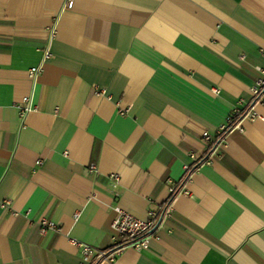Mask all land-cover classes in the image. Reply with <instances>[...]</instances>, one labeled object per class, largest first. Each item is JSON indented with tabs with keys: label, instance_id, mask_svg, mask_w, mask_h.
Instances as JSON below:
<instances>
[{
	"label": "crops",
	"instance_id": "1",
	"mask_svg": "<svg viewBox=\"0 0 264 264\" xmlns=\"http://www.w3.org/2000/svg\"><path fill=\"white\" fill-rule=\"evenodd\" d=\"M66 2L0 0V264H84L72 239L95 264H264V0ZM167 179L125 246L114 207L147 219Z\"/></svg>",
	"mask_w": 264,
	"mask_h": 264
},
{
	"label": "built area",
	"instance_id": "2",
	"mask_svg": "<svg viewBox=\"0 0 264 264\" xmlns=\"http://www.w3.org/2000/svg\"><path fill=\"white\" fill-rule=\"evenodd\" d=\"M74 0H67L65 3L63 10H71L74 8ZM51 57L50 51L47 50L44 55L43 63L46 62ZM43 69V64L34 67L30 69L29 71V76L32 80L33 88H32V93L28 96H26L23 99V107H22V116L24 117L26 114H28L33 107V91L35 89L37 80L39 75L42 73ZM264 89V81L259 80L257 82V85L253 87L252 92L255 96H258L261 92V90ZM249 118H253V115H249ZM232 119L228 121V123L224 126H222L219 131L218 135H220L222 132L226 131L231 124ZM204 139L205 141L210 144L213 142V137L209 133L204 134ZM94 168V167H93ZM187 171L190 170V168L186 167ZM111 178L117 184L119 182V175L114 174L111 175ZM167 185L169 186V199L172 195L177 193V188L171 184L170 179H167ZM168 199V201H169ZM9 202H4L3 205L5 207L9 206ZM170 208V203L167 202L166 204L162 205L161 207L158 208V210H153L149 213L147 219H139L133 216L131 213L121 209L118 206L114 207L115 212L117 213V216L112 224L113 230L117 233V235L123 237L126 239V245L125 246H131L134 247L137 250H145L149 246V238L156 230V227L158 223L160 222L161 218L166 214V212ZM79 215L75 217V220H78ZM39 228H40V233L41 235H45L49 231H54L58 232L59 227L52 223L49 222L46 219H42L39 222ZM71 243L80 250V254L82 255V260L84 264H95L103 261L107 262H113L114 257H112L110 254L106 253V251H100L96 250L90 245H87L85 243H82L80 241H76L74 239L71 240ZM122 250L119 249L117 252H120ZM94 257V260L92 258Z\"/></svg>",
	"mask_w": 264,
	"mask_h": 264
},
{
	"label": "trees",
	"instance_id": "3",
	"mask_svg": "<svg viewBox=\"0 0 264 264\" xmlns=\"http://www.w3.org/2000/svg\"><path fill=\"white\" fill-rule=\"evenodd\" d=\"M237 118H240V117H237ZM238 121V120H237ZM236 119L235 120H232V122H231V124L229 125V127H228V129L226 130V131H224V132H222L220 135H218V137H217V139L215 140V144L218 142H220L223 138H224V136L230 131V130H232L234 127H235V125H236ZM211 144V143H210ZM205 160H203L202 162H204ZM190 171V170H189ZM188 179H189V176H187L186 178H185V181L184 182H186V181H188ZM174 195H176V194H174ZM174 195H172L171 197H170V199H169V203H171L172 202V200L174 199Z\"/></svg>",
	"mask_w": 264,
	"mask_h": 264
}]
</instances>
